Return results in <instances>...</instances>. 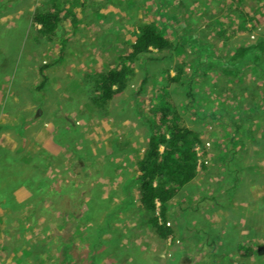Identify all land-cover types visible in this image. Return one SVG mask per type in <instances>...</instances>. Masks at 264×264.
<instances>
[{"label": "rangeland", "instance_id": "1", "mask_svg": "<svg viewBox=\"0 0 264 264\" xmlns=\"http://www.w3.org/2000/svg\"><path fill=\"white\" fill-rule=\"evenodd\" d=\"M56 3L77 15V28L72 35L60 31L50 42L31 20L33 11L50 6V0H0V147L16 148L24 161L42 153L53 167L58 163L46 156L49 147L44 146L50 135L49 143L65 147L56 149L65 166L54 185L80 200L82 218L93 205L89 194L101 199L94 206L96 220L83 223L69 216V233L89 241L76 244L82 261L91 260V242L99 238L96 228L125 204L150 134L147 119H154L156 105L169 104L203 140L197 176L171 202L176 207L170 213L175 242L160 240L161 248L150 251L157 243L136 205L134 187L135 205L126 203L125 212L110 219L113 228L101 239L111 240L97 249L103 253L93 264H263L264 253H249L248 247L264 245V71L257 76L251 67L241 79H233L221 75L219 62L212 60L264 38V0ZM247 11L262 18L251 31V23L244 22ZM147 20L170 38L172 48L150 55L163 60H139L127 90L107 107H95L90 99L96 73L129 49L139 24ZM44 64L52 65L45 71L49 81L38 91ZM179 74L185 84L172 81ZM71 167L83 172L72 173ZM8 211L0 209V239L4 228L19 224V215ZM26 233L20 244L38 248L27 255L26 264H54V246L64 227L49 218L46 226L41 223ZM239 251L253 257L242 258ZM16 253L15 248L0 251V264H17Z\"/></svg>", "mask_w": 264, "mask_h": 264}, {"label": "trees", "instance_id": "2", "mask_svg": "<svg viewBox=\"0 0 264 264\" xmlns=\"http://www.w3.org/2000/svg\"><path fill=\"white\" fill-rule=\"evenodd\" d=\"M242 1L239 0V4H242ZM31 20L38 33L50 42L58 36L60 31L70 32L72 35L77 28L75 27L77 15L64 6H58L56 0H50V6L35 9L31 14ZM244 22L251 23V27H245L251 31L262 24V18L256 11H247ZM171 48L172 41L156 27L153 20L143 21L139 24L138 32L129 49L113 64L96 73L95 85L92 89L93 96L90 99L92 104L98 108L107 107L115 96L127 90L130 76L139 60L146 58L152 62L163 60L164 58L150 55H153V51L163 53ZM218 56L212 61L219 62L221 75L241 79L246 70L253 67L256 69L255 74L259 76L262 74L261 71H264V38L247 45H240L228 56ZM50 67H52L51 64L41 66L42 80L36 90L42 91L47 86L49 78L45 71ZM172 81L181 83L180 74L173 77ZM188 86L191 89V85ZM261 113L264 114V111ZM153 117V120L148 118L146 121L150 134L143 155L137 162L136 177L130 180L129 187L126 189L127 197L123 201L125 204L117 205L115 211L107 214L105 225L96 228L99 242L92 245L93 255L89 256L91 260L89 262L84 260L82 264H92L100 258L103 251L96 252L102 247L101 236L113 228L110 219L124 213L127 208L126 203L135 205L136 200V205L143 211L145 223L150 228L151 238L157 243L152 250L150 248L149 250L158 251L162 246L160 240L164 243L169 240L173 244L175 242L177 233L171 222L170 213L172 211L173 214L176 207L171 202L179 195L181 189L197 176L200 165L198 147L203 145V140L196 129L185 124L174 106L156 105ZM3 128L4 125L0 124V129ZM18 131L22 133L20 129ZM50 146L55 153L57 148H65L55 141H51ZM19 155H14L10 150L0 147V209L9 210V214L19 215V224L4 228V236L0 239V251L4 253L13 248L18 249L21 255L17 264H26L27 255L36 253L38 248L33 243L23 246L20 244L23 240L20 241L19 238L27 236V231L41 223L46 226L49 218H53L61 228L64 227V234L61 233L54 246L57 258L54 264H80L82 257L75 244L77 234L69 233L66 228L69 225L70 215L80 217V200H74L75 198L70 196L61 184L53 185L54 179L49 172L47 173L49 166L47 168L48 162L42 157V153L30 157L29 163L22 160ZM60 160L61 158L57 159L58 164L55 165L57 167H53V170L58 171L65 166ZM202 167L206 168L204 165ZM70 171L77 175L83 172L76 167H71ZM58 174L59 172H56V175ZM134 187L137 189L136 200H133L131 192ZM89 197V203L92 201L93 205L83 218L80 217L83 223H87L90 218L96 220L94 216L98 214L94 215V206L101 205V199L97 193L89 194ZM28 219L29 225L25 224ZM94 224H98L97 221H94ZM18 244L20 245L17 247ZM254 245L248 247L249 253L257 249V254L261 257L264 253V245L260 247ZM134 249L137 247L135 246ZM127 251V254L132 256L131 252ZM239 252L242 258L253 257V255L244 254L243 251Z\"/></svg>", "mask_w": 264, "mask_h": 264}, {"label": "crops", "instance_id": "3", "mask_svg": "<svg viewBox=\"0 0 264 264\" xmlns=\"http://www.w3.org/2000/svg\"><path fill=\"white\" fill-rule=\"evenodd\" d=\"M50 134H51V132H50ZM51 137H52V134L50 135V137H49V140H47V142H46V144L44 145L45 146V148L48 146L49 147V149H46L47 150V157L48 156H54V158L55 159H53V160H56V162H57V159L59 158V154L56 152H53L52 150H51V146H50V143H49V141L51 140ZM49 144V145H48ZM255 148H257L258 150L260 149V147L259 146H254ZM3 148H6V149H8V150H10V152L12 153V154H20V151H16V148H7L6 146H3ZM66 150V149H65ZM65 150L64 151H62L61 153L63 154L64 152H65ZM17 152V153H16ZM143 155V154H142ZM141 155V156H142ZM46 160V159H45ZM26 163H29V161H25ZM48 162V161H47ZM49 164V165H48ZM46 165H48L49 166V168H48V170H47V173L49 172L50 173V175H52V178L54 179V180H56V179H58V178H60V176H61V172H59V169H58V171H55V170H53V166L48 162V163H46ZM54 167H57V166H54ZM56 172H59V174L58 175H56ZM49 175V174H48ZM54 176H55V178H54ZM53 180V181H54ZM53 185H54V183H53ZM123 214V213H122ZM69 221V220H68ZM111 227H112V225H111ZM150 229V228H149ZM77 239V242L75 243V244H79V243H83V244H85V243H88L89 241L87 240L88 238H86L85 237V239L88 241H83V239H82V241H81V239L80 238H76ZM109 240H111V237H103L102 239H101V241H103V242H106V241H108V243H109ZM170 242H171V240H169ZM98 242H99V238H98ZM98 242H95V243H98ZM113 242H115V241H113ZM91 244L93 245L94 243L93 242H91ZM135 246L137 247V249H139L138 247H140V245L139 244H135ZM18 247V246H17ZM126 248V247H125ZM114 249V247H110V250H113ZM127 249H129V248H126V251H127ZM140 249H141V247H140ZM139 251H142V249L141 250H139ZM110 252V251H109ZM16 255L18 256V258H16V260H17V262H18V260L20 259V252H18V249H17V253H16ZM55 259L57 260V258H56V255H55ZM55 260V261H56ZM105 261V260H104ZM82 262H84V261H80V264H82ZM101 262H103V260L101 261H99V263L98 264H103V263H101ZM35 263V262H34ZM93 264V263H92Z\"/></svg>", "mask_w": 264, "mask_h": 264}]
</instances>
